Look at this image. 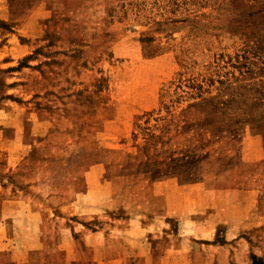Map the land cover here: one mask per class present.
Listing matches in <instances>:
<instances>
[{
    "label": "rangeland",
    "instance_id": "374dc122",
    "mask_svg": "<svg viewBox=\"0 0 264 264\" xmlns=\"http://www.w3.org/2000/svg\"><path fill=\"white\" fill-rule=\"evenodd\" d=\"M3 228L0 264H264V0H0Z\"/></svg>",
    "mask_w": 264,
    "mask_h": 264
},
{
    "label": "crops",
    "instance_id": "0c3cea01",
    "mask_svg": "<svg viewBox=\"0 0 264 264\" xmlns=\"http://www.w3.org/2000/svg\"><path fill=\"white\" fill-rule=\"evenodd\" d=\"M162 182H163L162 183L163 185H167L168 184L167 181H165V182L162 181ZM169 202H170V200H167V202H166L167 206H166L165 215L174 216L175 215V212H174L175 204L174 203H169ZM137 225L138 226L136 228H139V229H140V227L142 228V226H140L139 224H137ZM4 229L5 228H3V233L0 234V251H7L9 253V255H11L12 258L14 259L15 258L14 255H15L16 251L19 250V245H13L10 240L9 241H5L4 240V239L7 238L6 235H5V230ZM30 247H34V246H27L26 249H29Z\"/></svg>",
    "mask_w": 264,
    "mask_h": 264
},
{
    "label": "trees",
    "instance_id": "16d2710c",
    "mask_svg": "<svg viewBox=\"0 0 264 264\" xmlns=\"http://www.w3.org/2000/svg\"><path fill=\"white\" fill-rule=\"evenodd\" d=\"M254 264H255V262H254Z\"/></svg>",
    "mask_w": 264,
    "mask_h": 264
}]
</instances>
